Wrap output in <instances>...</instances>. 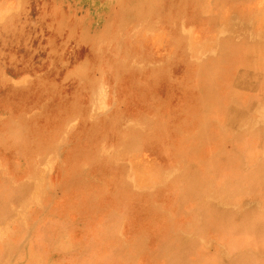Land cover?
<instances>
[{
  "label": "rangeland",
  "instance_id": "1",
  "mask_svg": "<svg viewBox=\"0 0 264 264\" xmlns=\"http://www.w3.org/2000/svg\"><path fill=\"white\" fill-rule=\"evenodd\" d=\"M227 47H257L264 61V0H0V264H132L139 235L136 264H168L172 250L157 254L151 237L160 223L221 264H264V231L244 221L264 219V76L248 77V91L215 84ZM212 86L228 113L210 117L209 136L161 133L158 112L192 106ZM91 125L98 137L84 135ZM24 134L41 138L27 146ZM221 151L237 167L214 164L203 178L202 157ZM189 169L204 191L181 185ZM203 201L236 213L234 228L206 231Z\"/></svg>",
  "mask_w": 264,
  "mask_h": 264
},
{
  "label": "bare ground",
  "instance_id": "2",
  "mask_svg": "<svg viewBox=\"0 0 264 264\" xmlns=\"http://www.w3.org/2000/svg\"><path fill=\"white\" fill-rule=\"evenodd\" d=\"M146 1V0H145ZM149 2V1H148ZM151 2V1H150ZM156 2V1H155ZM182 7V6H181ZM22 11V10H21ZM57 12V11H56ZM158 12V11H156ZM58 13V12H57ZM76 13V12H75ZM154 13V12H153ZM18 14V13H17ZM55 15V14H54ZM145 15V14H143ZM166 18V17H165ZM56 19V18H55ZM17 20V19H16ZM210 20V19H209ZM50 21V20H49ZM54 23V21H52ZM138 22V21H137ZM207 22V21H206ZM45 24V23H44ZM58 24V23H56ZM55 24V25H56ZM206 24V23H205ZM54 25V24H52ZM51 26V24H50ZM139 27V26H138ZM10 29V28H9ZM19 31V30H18ZM35 31V30H34ZM38 34V33H37ZM35 35V34H34ZM68 36V35H67ZM106 37V36H105ZM83 38V37H82ZM233 38V37H232ZM186 41V40H185ZM98 42V41H97ZM189 42V41H188ZM237 43V42H236ZM6 44V43H5ZM259 45V43H258ZM188 46V45H187ZM230 47V46H229ZM227 47L226 51L227 53H224L223 54V58H228L229 56V60H226L224 61L226 64V71L224 72V69H222V72H224L222 74V72H219V74L216 75V78L214 83L217 82V83H221L223 81V78H224V81L225 80H235V82L231 85L232 87V91H237V89L239 91H248L249 90V87H248V83L246 82V80L248 79V77H253L254 76V73H256L257 71H261V75L264 76V61L262 60L263 58L261 57V55H259L258 53L256 54L257 52V47H255L253 50L255 52V56H249V55H246L244 52H242V50H238V49H233V47L229 48ZM229 48V49H228ZM124 50V49H123ZM35 51V50H33ZM117 51V50H116ZM119 51V50H118ZM34 53V52H33ZM30 54V52H29ZM228 54V56L226 55ZM50 58V57H49ZM220 58V57H219ZM221 60V59H220ZM225 60V59H224ZM85 62V61H84ZM76 66V65H75ZM138 66V65H137ZM197 67V66H196ZM61 68V67H59ZM77 68V67H76ZM185 69V68H184ZM194 69V67H193ZM204 69V68H203ZM234 69H236V71H234ZM54 70V69H53ZM140 70V69H139ZM200 70V69H199ZM198 70V71H199ZM72 71V70H71ZM197 71V70H196ZM195 71V72H196ZM203 74V71H201L199 74ZM221 73V74H220ZM42 74V73H41ZM58 74V73H57ZM126 74V73H125ZM197 74V73H196ZM205 74V73H204ZM60 75V73H59ZM154 75V74H153ZM152 75V76H153ZM260 75V74H259ZM54 76V74H53ZM64 76V75H63ZM155 76V75H154ZM157 76V74H156ZM183 76V75H182ZM188 76V75H187ZM190 76V75H189ZM131 77V75H130ZM62 78V77H61ZM163 78V77H162ZM60 79V78H59ZM159 79V78H158ZM157 79V81H158ZM161 79V78H160ZM254 79V78H253ZM73 80V79H72ZM133 80V79H132ZM139 81V80H138ZM154 81H156L154 79ZM156 81V82H157ZM32 82V81H31ZM55 82V81H54ZM76 82V81H75ZM167 83H169V81H165ZM187 82H188V85L191 86L193 82H191V80H188L187 79ZM199 82V81H198ZM254 82V81H253ZM258 82V81H257ZM264 82V81H263ZM137 83V82H136ZM160 83V82H159ZM42 84V83H41ZM151 84V83H150ZM161 84V83H160ZM170 84V83H169ZM197 84V83H196ZM216 84V83H215ZM264 84V83H263ZM144 85V84H143ZM149 85V84H148ZM134 86V85H133ZM155 86V85H154ZM156 86H158L156 84ZM160 86V85H159ZM162 86V85H161ZM160 86V87H161ZM246 86V88H245ZM259 87V86H258ZM20 88V87H19ZM150 89V88H149ZM152 89H155V88H152ZM166 89V88H165ZM164 89V90H165ZM207 89V93L206 94H203V95H200V96H194V105L192 106H187L186 107V103L184 104L183 103V106H185V108H182V110L176 112L175 114H173L172 112L167 115V116H163L160 114V112H158V115H160L162 118V120L159 119V122H160V128L162 129L161 133L164 132L163 134L165 135H168L169 138L174 136V137H177L178 136V132H182L183 130V127L185 128H193V130L195 131V138L197 140H200V139H204L206 136H209V132L210 130L212 129V123L210 121V117L215 114V115H218L222 112H227V110H225L224 108H222L223 105H221L220 103V100L218 98H216L214 96V94L211 93V91H213L214 89V86L212 87H209V88H205ZM216 89V87H215ZM222 90V89H221ZM20 91V90H19ZM26 91V90H25ZM28 91V90H27ZM256 91V90H255ZM254 91V93H255ZM130 92V90H129ZM142 92V91H141ZM144 92V91H143ZM162 92V91H161ZM134 93V91L132 92ZM131 93V94H132ZM150 93V92H149ZM157 93V92H156ZM210 93V94H209ZM5 94V93H4ZM23 94V93H22ZM135 94V93H134ZM264 94V93H263ZM7 95V93H6ZM154 95V94H153ZM158 94H155L154 96H156ZM160 95V94H159ZM158 95V96H159ZM192 95V94H191ZM232 96V95H231ZM254 96V95H253ZM7 97V96H6ZM134 97V96H133ZM151 97H152V94H151ZM193 98V97H192ZM216 98V100H215ZM252 98V97H250ZM257 98V97H256ZM24 100V99H23ZM30 100V99H29ZM188 100V99H187ZM156 101V100H155ZM192 101V102H193ZM234 101V100H233ZM238 101V100H237ZM253 101V100H252ZM232 102V101H231ZM180 103V102H179ZM237 106V105H236ZM250 107V106H249ZM156 108V107H155ZM246 109V108H245ZM232 110V109H231ZM240 110V109H238ZM12 111V110H11ZM10 111V112H11ZM245 112V111H244ZM249 112V111H248ZM246 113V112H245ZM243 114V113H242ZM249 114V113H248ZM90 115V114H89ZM165 115V114H164ZM214 115V116H215ZM213 116V117H214ZM223 116V115H222ZM241 116V115H240ZM229 118V117H228ZM247 118V117H245ZM156 121V119H154ZM153 120V121H154ZM200 121L201 124H199L200 126L202 125V127H200L197 122ZM101 123V122H100ZM150 123V122H149ZM18 125V124H17ZM20 125V124H19ZM90 125V124H89ZM218 125V124H217ZM219 126V125H218ZM121 127V126H120ZM155 127V126H153ZM157 127V126H156ZM155 127V128H156ZM228 127V126H227ZM245 127V126H244ZM6 128V127H5ZM21 128V127H20ZM30 128V127H29ZM33 128V127H32ZM94 128H98L96 127V125H91V126H85V129L83 131L84 135H85V132L87 131H90V134H91V137H95L97 136V133H99V131L97 132V130H95ZM159 128V127H158ZM263 128V127H262ZM27 129V128H26ZM233 129V128H232ZM242 129V128H241ZM245 129V128H244ZM64 130V129H63ZM124 130V129H123ZM158 130V129H157ZM219 130V129H218ZM235 130V129H234ZM153 131V130H152ZM240 131V130H239ZM81 131H79L80 133ZM18 133V132H17ZM26 133V132H25ZM76 133V132H74ZM78 133V134H79ZM89 134V133H88ZM129 134V133H128ZM133 134V133H132ZM251 134V133H250ZM83 135V136H84ZM71 136V135H70ZM22 139L23 140V143L26 144L27 146L29 145L30 142H33L35 141L36 139H40L41 137L37 138L35 136H33L32 134H24L22 135ZM98 137V136H97ZM96 137V138H97ZM152 137V136H151ZM160 137V135H159ZM260 137V136H259ZM1 138V137H0ZM72 138V137H71ZM85 138V137H84ZM219 138V139H218ZM229 136L228 135H224L223 137H215L214 139H211V142L212 144H223L224 142H226L228 140ZM262 138V137H261ZM73 139V138H72ZM94 139V138H93ZM136 139H137V136H136ZM84 140V139H83ZM138 140V139H137ZM149 140V138H148ZM93 141V140H92ZM46 142V141H45ZM85 142H86V139H85ZM77 143V142H76ZM87 143V142H86ZM264 143V142H263ZM75 144V143H74ZM76 145V144H75ZM222 146V145H221ZM20 147V146H19ZM182 147V146H181ZM15 148V147H14ZM183 148V147H182ZM21 149V147H20ZM121 149V148H120ZM200 150V149H199ZM189 151H192L190 148H189ZM27 152V151H26ZM25 153V151H24ZM185 155V154H184ZM105 156V155H104ZM182 157V156H181ZM229 154L225 151H221V154H219L217 157L214 158V161L213 162H209V160L207 161V158L205 156L202 157V163H203V171L200 172L202 173V177H206V173H209L211 170V168L213 167L214 164L216 165H221L222 167H225L226 169H234L237 167V164H238V161L235 162L234 164L231 163V161H229ZM183 158V157H182ZM261 160V159H260ZM181 161V160H180ZM263 161V160H262ZM245 162V161H244ZM258 162V161H257ZM115 163V162H114ZM128 163V162H127ZM184 163V162H183ZM213 163V164H212ZM261 163V161H260ZM255 164V163H254ZM264 164V163H263ZM188 165V164H187ZM253 166V165H252ZM251 166V167H252ZM255 167V166H254ZM253 167V168H254ZM192 169V167H190ZM189 169V171H187V175L186 177H182V179L180 180V183L182 186H184V188L186 189V191L188 193H192V194H196V193H200L201 191H204V189L202 188L201 186V190H197V188L199 187H194L193 186V183L192 181H194V176L191 174L192 170ZM198 169V168H196ZM193 170H194V167H193ZM251 173V171H250ZM128 174V173H127ZM263 174V173H262ZM261 174V175H262ZM163 177V175H162ZM181 177V176H180ZM196 177V176H195ZM201 175L198 177V180L200 182V179L202 178ZM193 178V179H192ZM248 176H245L242 177V180L243 182H245L244 184L245 185H249L250 184V179H247ZM253 178V177H252ZM177 179V178H175ZM179 179V178H178ZM261 180V179H260ZM211 182V181H210ZM168 183V182H167ZM179 183V184H180ZM262 183V182H260ZM77 184V183H76ZM208 184V183H207ZM211 184V183H210ZM170 185V184H169ZM168 185V186H169ZM262 185V184H261ZM80 186V185H79ZM166 186V185H165ZM171 186V185H170ZM121 187V186H120ZM119 187V188H120ZM163 187V186H162ZM258 187V186H257ZM118 188V189H119ZM134 188V187H133ZM166 188V187H165ZM164 188V189H165ZM243 188V187H241ZM248 188V187H247ZM251 188V187H250ZM160 189V188H159ZM163 189V188H162ZM160 189V191L162 190ZM163 189V190H164ZM255 190V189H253ZM119 191H121L119 189ZM138 191V190H137ZM159 191V190H158ZM157 191V192H158ZM167 191V190H166ZM240 191V190H239ZM123 193V192H122ZM155 193V192H154ZM159 193V192H158ZM166 193V192H165ZM124 194V193H123ZM161 194V193H159ZM203 194V193H202ZM17 195V194H16ZM15 195V196H16ZM118 195V194H117ZM132 195V194H131ZM162 195V194H161ZM205 195V194H203ZM87 196V195H86ZM122 196V195H121ZM136 196V195H135ZM138 196V195H137ZM155 196V194H154ZM159 196V195H158ZM157 196V198H158ZM85 197V196H84ZM128 197V195L126 196ZM139 197V196H138ZM144 197V196H143ZM151 197V196H149ZM163 197V196H162ZM177 197V196H176ZM205 197V196H204ZM125 198V197H124ZM135 198V197H133ZM147 198V197H146ZM170 198V197H169ZM206 198V197H205ZM205 198H202V199H205ZM82 199V198H80ZM87 199V198H86ZM136 199V198H135ZM143 199V198H142ZM168 199V198H167ZM210 199V198H209ZM88 200V199H87ZM139 200V199H138ZM137 200V202H138ZM144 200V199H143ZM147 200V199H146ZM151 200V198H150ZM170 200V199H169ZM168 200V202H169ZM182 201L184 203V199L183 198H179V201ZM19 201V200H17ZM83 201V200H82ZM163 201V200H162ZM177 201V202H179ZM206 201V200H205ZM203 201V205L201 207V209H199V213L202 212L206 219H205V225H204V228L206 231H212V232H215V231H220L221 229H226V230H232L234 228L233 224H234V221L236 219H238L236 217V213L234 214L233 212V215H228L225 214V213H215V212H212V210L210 209V206L205 202ZM133 202V201H132ZM142 202V200H141ZM144 202V201H143ZM153 202V201H152ZM215 202V201H214ZM20 203V201H19ZM49 203V202H48ZM162 203V202H161ZM167 203V202H166ZM137 204V203H136ZM140 205V204H139ZM153 205V204H151ZM160 205V204H159ZM167 205V204H166ZM189 205V204H188ZM112 206V205H111ZM132 206V205H131ZM137 206V205H136ZM145 206V205H144ZM221 206V205H220ZM157 207V205H156ZM155 207V208H156ZM165 207V206H164ZM163 207V208H164ZM250 207V206H248ZM109 208V207H108ZM112 208V207H111ZM218 208V207H217ZM221 208V207H220ZM226 208V206H225ZM126 209V208H125ZM136 209V207H135ZM153 209V208H152ZM151 209V210H152ZM196 209V208H195ZM224 209V207L222 208V210ZM24 210V209H23ZM226 210V209H225ZM243 210V209H242ZM251 210V209H250ZM41 211V210H40ZM133 211V210H132ZM142 211V210H140ZM144 211V210H143ZM147 211V210H146ZM154 211V210H153ZM157 211V210H156ZM160 211V209H159ZM162 211V210H161ZM264 211V210H263ZM24 212V211H23ZM152 212V211H151ZM150 212V213H151ZM236 212V211H235ZM240 212V211H239ZM243 212V211H242ZM250 212V211H249ZM13 213V212H12ZM154 213V212H153ZM152 213V215H154ZM170 213V212H169ZM197 213V212H196ZM251 213V212H250ZM144 215V214H143ZM146 215V214H145ZM170 217V216H169ZM201 217V216H200ZM50 218V221H51V216L49 217ZM118 218V217H117ZM147 218V217H146ZM156 218V217H155ZM160 218V216H159ZM132 219V218H131ZM143 220V219H142ZM156 220V219H155ZM203 220V219H201ZM147 221H148V218H147ZM163 221V220H162ZM239 221V220H238ZM245 221V229L250 231V232H254V235H258L260 234L259 232H262L264 231V219L261 221L260 219H255L253 217H247L244 219ZM55 222V221H54ZM217 222H219L217 224ZM45 223V222H44ZM142 223L141 225H144L143 222H140ZM147 223V222H146ZM156 223V222H155ZM153 224V223H152ZM176 224V223H175ZM174 224V225H175ZM215 224H217L216 226H214ZM24 225V223H23ZM173 225V226H174ZM47 226V225H46ZM45 226V227H46ZM138 226V225H137ZM25 227V226H24ZM44 227V226H43ZM61 227V226H60ZM140 227V226H139ZM145 227V225H144ZM143 227V228H144ZM64 228V227H63ZM137 229V228H136ZM149 230V229H148ZM173 230V229H172ZM45 231V230H44ZM47 231V230H46ZM136 231V230H135ZM144 231V230H143ZM179 232V230H178ZM199 232V231H198ZM35 233V232H34ZM134 233V232H133ZM143 233L142 231H136V234H141ZM151 233V232H150ZM29 234V232H28ZM135 234V233H134ZM183 235V234H182ZM194 235V234H193ZM196 235V234H195ZM194 235V236H195ZM45 236V235H44ZM43 236V237H44ZM65 236V235H64ZM192 237V235H190ZM199 236V234L197 235ZM151 237L154 238V240L157 241V254L158 253H161L162 251H168V250H172L171 251V254L169 255L168 257V264H221L219 263V261L217 260V257L219 256H216V255H210V254H207L201 250H197L193 245L187 243V244H184V243H181V241L179 240L178 238V235L177 233H173L172 234V231H170V228L168 225H165V224H159L158 225V228L155 232L154 235H152ZM185 237V236H184ZM141 241V244L136 247H132V250L131 251V247L128 249V251L130 252V256H131V259L130 261L132 262V264H136V262L138 261L139 258L143 257L144 254L142 253V250L144 248H146V241L147 240H142V235H139L138 237ZM195 238V237H194ZM193 238V240H195ZM50 239V238H49ZM134 239V238H133ZM147 239V238H146ZM258 239V237H257ZM199 240V239H198ZM35 241V240H34ZM49 241V240H48ZM57 241V240H56ZM37 242V240H36ZM55 242V241H54ZM192 242V241H191ZM194 242V241H193ZM200 242V241H199ZM196 243V242H194ZM10 244V243H9ZM54 244V243H53ZM56 244V243H55ZM90 245V244H89ZM93 245V244H92ZM218 245V244H217ZM128 246V245H127ZM211 246V245H210ZM209 246V247H210ZM220 246V245H219ZM222 246V245H221ZM40 247V246H39ZM89 246H87L86 248H88ZM204 247V246H203ZM94 248V247H92ZM100 248V247H99ZM206 250H207V247H205ZM223 248V247H222ZM102 249V247H101ZM125 249V248H124ZM199 249V248H198ZM100 250V249H99ZM113 250V249H112ZM123 250V249H122ZM86 251V250H85ZM98 251V250H97ZM102 251V250H100ZM253 251V250H252ZM209 252V251H207ZM221 252V251H220ZM246 252V251H245ZM257 252V251H256ZM236 253V252H235ZM254 253V252H253ZM84 254V253H83ZM97 254V253H96ZM128 254V255H129ZM213 254V253H212ZM247 254V253H246ZM223 255V254H222ZM257 257V256H256ZM223 258V257H222ZM259 258V257H258ZM225 259V258H224ZM223 259V260H224ZM258 260V259H257ZM257 260H253L252 258H238L236 259L233 263L231 264H257ZM260 260V258H259ZM264 260V259H263ZM260 264V263H259Z\"/></svg>",
  "mask_w": 264,
  "mask_h": 264
}]
</instances>
